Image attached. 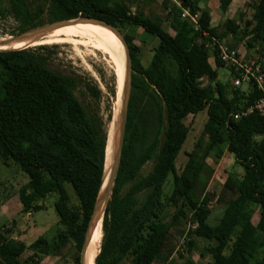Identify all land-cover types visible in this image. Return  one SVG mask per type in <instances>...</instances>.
Masks as SVG:
<instances>
[{"label": "trees", "instance_id": "16d2710c", "mask_svg": "<svg viewBox=\"0 0 264 264\" xmlns=\"http://www.w3.org/2000/svg\"><path fill=\"white\" fill-rule=\"evenodd\" d=\"M44 1L47 5L38 3L36 7L31 6V0L12 2L13 13L20 20L19 33L49 22L91 17L115 25L123 33L131 55L124 143L101 221L102 238L94 264H152L161 255L171 227L186 210L195 223L188 229L190 240L195 237L213 242L208 248L211 262L197 264H264V115L243 114L261 92L253 82L247 84L245 93L218 79V70L223 67L232 78L234 75L217 51L211 50L214 40L222 42L228 35L238 38L239 25L226 18L224 30L217 33L210 25L209 12L200 9L199 0H180L181 7L189 8L191 14H200L196 30L181 19L180 7L174 6V35L150 16L132 13L124 0ZM125 26L140 27L158 37L146 67L137 56L132 37L123 32ZM263 30L264 0H255L244 36L264 40ZM66 31L93 35L80 29ZM73 38L78 37H59L60 41ZM75 41L101 50L117 69L99 45L83 38ZM16 46L24 45L21 42ZM48 48L39 45L37 49ZM211 56L213 66L209 64ZM203 77L207 78L205 85ZM116 78L122 88L121 76ZM75 88L74 79L51 70L39 52L28 47L0 51V160L16 164L28 176L19 189L24 212L42 209L41 201L57 194L54 207L60 225L53 242L40 235L28 245L0 229V264H27V260L37 264L40 255L61 256L68 243L77 251L73 264H80L79 253L101 187L107 131L102 118L76 97ZM203 110L207 119L201 136L211 146L225 142L226 151L243 169L233 186L225 185L224 189L232 195L224 202L222 215L214 224L207 221L211 212V197L205 191L209 174L201 162H196L197 152L188 153L183 166H177L188 135L185 120ZM154 121L160 127L163 124V137L151 172L141 176V164L155 149V145L145 147L148 126ZM169 174L173 177L172 189L166 196L163 184ZM125 182L132 186L123 194ZM65 183L72 186L75 202ZM191 246L195 242L190 241ZM183 264L193 261L188 259Z\"/></svg>", "mask_w": 264, "mask_h": 264}, {"label": "rangeland", "instance_id": "374dc122", "mask_svg": "<svg viewBox=\"0 0 264 264\" xmlns=\"http://www.w3.org/2000/svg\"><path fill=\"white\" fill-rule=\"evenodd\" d=\"M13 1L15 0H0V40L8 39V36L19 33L20 20L13 13ZM177 1L179 3V0ZM177 1L124 0V3L132 13L150 16L171 35H174L175 30L171 23L174 19L173 8L176 6ZM38 3L47 5L44 0H31L32 7H36ZM254 3L255 0H230L229 3L224 0L222 2L219 0H199V7L201 10L209 12L211 17L210 25L215 27L217 33H221L224 30L223 22L226 18L239 25L238 29L241 30L237 34L239 37L235 39L232 35H228L222 42L233 46L241 59L250 62L254 61L264 70V40L259 38L250 39V35L244 36V29L247 23L251 21ZM221 5H225L226 8L222 9ZM199 15L197 13V17H194L193 21L190 19L184 20H187L191 27L196 30ZM43 18L46 20V12ZM123 32L132 37L133 43L137 47V56L141 64L146 67L150 63L154 50L158 45V37L149 35L140 27L125 26ZM48 34H45L27 47L46 57V65L51 70L74 79L76 83L74 94L87 109L102 118L108 135V143V133L112 125H115L117 133L120 122V103H122L123 98V87L121 96H118L116 75L121 76L118 68L114 69L109 57L101 50L89 44L75 41L79 38H73L70 41L40 43ZM261 34L264 36V30ZM39 45H47L49 48L37 49ZM209 64L214 65L213 56L209 58ZM218 79L233 86V78L224 67L218 70ZM201 80L202 84H207L206 77ZM238 87L247 93L248 85L246 83ZM206 119L205 110L198 112L194 116L189 115L186 118L185 123L188 128V135L179 153L177 166H183L188 159V153L197 152L196 162H201L202 168L209 174V181L205 191L211 197L208 205L211 212L207 221L210 224H214L222 215L224 202L232 195L229 190L224 189L225 185L233 186L236 180L242 176L243 169L234 160L233 156L226 151L225 142L211 146L209 141L201 136ZM162 123H165L164 116ZM163 124L160 127L159 122L154 121L148 126L145 147L155 145V149L152 151V156L141 164L139 168L141 176L147 175L153 168L155 153L158 151L163 137ZM137 133L140 134L139 130ZM137 143L135 144L136 150L138 149ZM196 143H200V146H195ZM172 178V175L169 174L164 181L163 191L166 196L171 192ZM27 180L28 176L26 173L16 164L12 162L4 163L0 160V229H4L9 236L26 245L33 242L40 235L47 236L48 241L53 242L52 240H54L60 228L58 215L54 207L57 194L53 193L41 201L43 204L42 209L26 213L23 211L19 200V189ZM64 186L70 194L72 202H75L72 186L67 183ZM131 186V182H125L122 193L124 194L130 190ZM143 197L144 194L141 193L139 198L142 199ZM258 214L259 209L256 211L254 221H257ZM194 226L195 223L191 220L190 212L186 210V213L179 217L171 227L161 249V255L156 257L152 264H183L188 259H191L193 264H197V262L210 263L212 256L208 252V248L213 242L195 237L190 240L187 235L188 229ZM190 241L195 242L194 247H189ZM70 245L73 246V244L68 243L62 249L61 256L40 255L39 257L41 258L37 264H73V256L77 251L74 246L68 248ZM30 255H32V251ZM30 262L27 260V264H31Z\"/></svg>", "mask_w": 264, "mask_h": 264}, {"label": "water", "instance_id": "95a60500", "mask_svg": "<svg viewBox=\"0 0 264 264\" xmlns=\"http://www.w3.org/2000/svg\"><path fill=\"white\" fill-rule=\"evenodd\" d=\"M76 22H89V23H97L101 24L108 29L118 38V40L121 42L123 50H124V59H125V77L123 82V98L121 103V111H120V122L119 127L117 130V133L114 138V145L111 148V154L110 159L107 163L106 159V148H105V163H104V171L106 169V166L108 167V173L106 177L105 184L103 185V178H104V172L101 182V187L98 193V196L95 201V206L92 212V215L90 217L85 236L84 241L81 247V252L79 256V263L84 264L85 254L86 250L90 241V237L98 223V221H102L103 214L105 211V207L107 205L111 188L114 183V179L118 170V166L121 159L122 154V148L124 143V135H125V127H126V120H127V112H128V103L130 98V92H131V81H132V66H131V55L130 51L127 45V42L124 38L123 33L113 24H110L104 20L91 18V17H84V16H78L75 18H68L63 19L59 21L49 22L42 25H38L32 28H29L21 33H17L12 36H8V39L10 42H27L25 46L14 48V49H22L29 46L31 43H34L35 41L39 40L41 37H43L45 34L50 33L56 28L62 27L64 25H68L70 23H76ZM2 50H12V49H1ZM108 136V135H107ZM107 145V140H106Z\"/></svg>", "mask_w": 264, "mask_h": 264}, {"label": "bare ground", "instance_id": "6f19581e", "mask_svg": "<svg viewBox=\"0 0 264 264\" xmlns=\"http://www.w3.org/2000/svg\"><path fill=\"white\" fill-rule=\"evenodd\" d=\"M86 23V24H85ZM97 28L99 30H101L102 32L94 29ZM73 29H80V30H84L87 31L93 35H89V34H84V33H80V32H71V31H66V30H73ZM104 32V33H103ZM106 33V34H105ZM63 36H69V37H78V38H83V39H87L90 40L91 42L99 45L100 47H102L107 54L110 56V58L113 60V62L115 63V65L117 66L120 74H121V79H122V83L124 82V77H125V59H124V50L122 47L121 42L118 40V38L110 31V29H108L107 27L101 25V24H97V23H89V22H76V23H70L68 25H64L62 27L56 28L53 31H51L45 39H43L42 41H40V43H51V42H61L59 37H63ZM105 40L106 42H108L109 44H111L121 55V57L119 56V54L117 53V51L112 48L111 46H109L107 43H105L104 41H102L101 39L97 38V37ZM21 42H10V41H3L0 40V46L4 47L1 49H14V48H19V46H16L18 44H20ZM27 42H23V45L25 46ZM37 45V44H36ZM123 60V62H122ZM117 80V78H116ZM117 90H118V96H121L122 93V88L117 80ZM119 98V97H118ZM120 101V98H119ZM121 104V103H120ZM109 138H108V143L106 146V159H107V163L109 161V157L111 154V148L114 145V138L116 135V127L115 125H112L110 131H109ZM107 173H108V167L106 166V169L104 171V178H103V185L105 184L106 181V177H107ZM101 239V221H98L91 237H90V241L86 250V254H85V259H84V264H93L94 261V257L98 251V246H99V242ZM101 249V248H100Z\"/></svg>", "mask_w": 264, "mask_h": 264}, {"label": "built area", "instance_id": "2783aa9c", "mask_svg": "<svg viewBox=\"0 0 264 264\" xmlns=\"http://www.w3.org/2000/svg\"><path fill=\"white\" fill-rule=\"evenodd\" d=\"M176 6L181 9L180 16L182 19H190L193 21L194 17H197V13L191 14L189 8L181 7L180 0L179 3L177 1ZM211 50H216L220 60L232 70L234 75L232 82L234 86H241L243 83L248 84L249 82H253L257 89L260 90V96L243 114L257 112L260 115H264V70L255 62L241 59L237 50L224 42L214 40L213 44H211Z\"/></svg>", "mask_w": 264, "mask_h": 264}]
</instances>
